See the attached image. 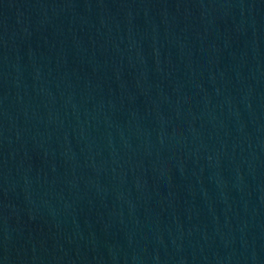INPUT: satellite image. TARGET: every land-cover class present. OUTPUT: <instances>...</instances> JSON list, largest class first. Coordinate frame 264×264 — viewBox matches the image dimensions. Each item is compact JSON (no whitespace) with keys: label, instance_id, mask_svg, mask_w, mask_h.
Wrapping results in <instances>:
<instances>
[{"label":"water","instance_id":"95a60500","mask_svg":"<svg viewBox=\"0 0 264 264\" xmlns=\"http://www.w3.org/2000/svg\"><path fill=\"white\" fill-rule=\"evenodd\" d=\"M0 264H264V0H0Z\"/></svg>","mask_w":264,"mask_h":264}]
</instances>
